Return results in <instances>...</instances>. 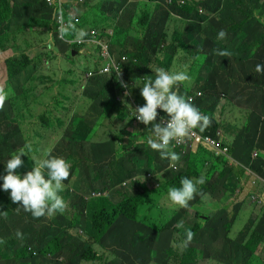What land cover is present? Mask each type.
Wrapping results in <instances>:
<instances>
[{
	"label": "rangeland",
	"instance_id": "rangeland-1",
	"mask_svg": "<svg viewBox=\"0 0 264 264\" xmlns=\"http://www.w3.org/2000/svg\"><path fill=\"white\" fill-rule=\"evenodd\" d=\"M98 1L101 9L68 0L66 5L70 4L71 16L88 9L92 22L120 19L127 31L116 28L115 57L137 55L132 62L141 68L148 65L153 78L157 68L187 71L190 79L178 83L176 90L204 89L206 105L196 107L215 118L229 141L237 140L234 154L246 164L254 152L264 156V142L255 146L248 139L249 132L247 139H240L248 112L264 108V71L257 73L250 64L264 65V0H183V7L171 5L170 0H134L124 13L116 0H85L91 5ZM46 8L43 1L39 5L36 0H0V87L9 93L0 109V175L5 174L1 173L5 171L2 162L25 143H31L32 151L30 157L22 155V165L14 170L20 174L30 171L33 160L43 159L51 149L53 155L70 163V176L61 193L66 207L62 212L33 217L7 193L4 204L0 203V264H108L110 260L114 264L121 254L131 260L145 256V264L153 263L149 254L154 255L155 264H164L165 254L169 264H177L176 251L183 253L179 261L190 263L198 259L201 249L222 256L228 253L227 234H234L233 228H220L222 243L203 245L211 232L200 227L213 220L208 200L225 198L232 223L246 211V205L258 210L264 205V170L255 166L262 161L250 167L258 175L251 171L234 174L217 166L225 161L218 162L215 156L177 150L179 159L165 163L164 169L156 168L154 158L160 155L146 143L150 133L129 121L132 102L135 108L144 102L137 86L142 81L134 87L138 100L130 94L121 112L113 104L110 78H86V68L92 66L87 53L77 50L71 59L69 53L60 57ZM51 11L55 21L56 9ZM145 17H155L147 24L148 30L140 29L144 25L130 29ZM220 29L227 32L223 40L216 38ZM160 39L164 41V65L157 61L163 57L157 54ZM63 44L69 46L70 41ZM221 49L230 54L218 55ZM129 72L133 77L140 75ZM127 127L132 134L125 133ZM248 128L256 131L257 120ZM184 177L194 182L203 178L204 183L197 186L199 194L189 202L190 207L175 205L164 214V193L171 186L179 187ZM221 180L231 182L225 185ZM141 213L145 218L138 217ZM216 220L210 223L215 225ZM164 225H170L167 231ZM185 229L193 232V238L182 252L183 246L170 242L177 239V233L184 240ZM257 247L264 248L262 239Z\"/></svg>",
	"mask_w": 264,
	"mask_h": 264
},
{
	"label": "clouds",
	"instance_id": "clouds-1",
	"mask_svg": "<svg viewBox=\"0 0 264 264\" xmlns=\"http://www.w3.org/2000/svg\"><path fill=\"white\" fill-rule=\"evenodd\" d=\"M68 1V3H70V0ZM74 2H76V4H81L78 3V0ZM67 7L71 8L70 5ZM115 18L116 16L108 21L91 22L87 26L92 28L99 23L105 22L114 25L116 22ZM60 34L65 35L66 29H61ZM87 35V30L80 29L76 33V38L82 40ZM226 36L227 32L224 29H220L216 34L218 40H223ZM73 52L75 51H72V53ZM229 54L230 53L225 50H218V55L220 56H228ZM94 58L95 55L92 56V61ZM255 70L257 73L264 71V65L257 64ZM155 72L154 78L145 79L140 85H137L144 103L142 106H138L135 109L130 106L134 112L129 118L134 116L135 120L133 122L146 127V130L150 133L146 138L147 145L151 149L157 151L161 158H166L168 162L171 163L172 160L175 161L179 159V154L174 152L177 151V149L170 150V145H172L173 141L179 142L181 139L186 138L193 129H198L204 132L203 134L210 136L209 129L212 122L216 120L214 117L201 112L195 105L199 98H206V93L200 90L193 91L192 89L188 90L189 93L186 94L184 92L185 89L178 88L176 90L175 86L178 83L190 79L187 71H168L164 68H157ZM120 83L122 88H128L127 84H124L122 81ZM198 92L201 93L200 96L196 95ZM125 94L128 95L129 93L126 92ZM8 95L9 93L5 88L0 87V109L4 107ZM192 96L195 97L193 102ZM123 101H126L125 95H123ZM157 109L164 113V115L160 116L158 121ZM216 135L218 139H214L212 136L210 137L219 143V151L203 144L196 146L192 145L191 149L186 148L185 150L195 151L198 148L197 146H202L210 151H214L216 154H222V150L225 148V155L227 153V148L223 147L221 142L230 141L221 129L216 131ZM31 151V143H25L23 147L12 153L8 159L2 162L5 171L1 170V173L5 172V174L0 175V181H2L0 182V203L4 204L8 193L13 203L19 202L17 207H22L24 211L31 213L33 217L50 215L53 212H62L66 207V203L61 193L64 190V182L70 176V163L61 156L53 155L51 149H49L48 152L45 153L43 159L38 161L32 159L34 165L30 171L23 174L15 172L14 170L23 163L21 159L22 155L29 156ZM256 154L257 153L254 152L252 157H256ZM261 161L260 165L264 161L263 155ZM251 172L256 174L254 170H251ZM147 175L153 176L150 172ZM203 183V178H197L194 182L193 179L184 177L180 180L179 187L171 186L167 189V197L171 202L180 207H190L189 202L199 194L197 186ZM17 236H21V233L17 232ZM192 238L193 232L189 229H185V247L191 242ZM26 248L29 249V246L27 245Z\"/></svg>",
	"mask_w": 264,
	"mask_h": 264
},
{
	"label": "trees",
	"instance_id": "trees-1",
	"mask_svg": "<svg viewBox=\"0 0 264 264\" xmlns=\"http://www.w3.org/2000/svg\"><path fill=\"white\" fill-rule=\"evenodd\" d=\"M41 1H43V0H36V2L40 5L41 4ZM172 2H173V5L174 6H176L177 7V5H176V2H175V0H172ZM116 3L118 4V6H119V8H123L122 10H123V13L126 11V9L127 8H130V7H126V1L125 0H116ZM81 7H87V8H95V7H100V3L99 2H97L96 4H87L86 2H85V0H84V3H82V4H79ZM157 8H158V5H157ZM184 8H186V7H184ZM100 9H101V7H100ZM46 13H48L50 16H51V21L50 22H52V27H51V35H52V37H53V39H54V41H55V44H56V46H57V48H59V50H60V52H62L64 55L66 54V53H69L70 55H69V58L71 59L72 58V51H77V49H76V45H70L69 44V46H65V44H63L65 41H72L75 37H76V35L74 34V33H72V32H70L69 34H66L65 35V40H61V39H59V36H58V34H57V25H56V23H55V21H53V13H52V11H51V9H48V8H46L45 10H44ZM11 12V11H10ZM88 12H89V10L88 9H86L85 10V12L83 13V14H81V17H82V23H84L85 25H89L90 23H91V19L92 18H90L89 16H88ZM100 12H101V10H100ZM121 16V15H120ZM263 17H264V15H263ZM10 17L8 16L7 17V19H6V21L9 19ZM70 16H67V20H70ZM154 18L155 17H145V18H141L140 20H139V23L138 24H135L134 26L131 24L130 25V29H136L135 27L136 26H138V25H144V26H142L140 29H144V30H148V28H149V26H147V24L148 23H151L153 20H154ZM120 20V19H119ZM119 20L117 21V24H116V27H115V29L117 28V26H120V27H122V29L124 30V31H127L124 27H123V25L121 24V23H119ZM263 28H264V26H263ZM141 33H143V32H141ZM143 34H145V33H143ZM159 38H161V35H160V37ZM162 44H164V41H163V39L161 40L160 39V41L158 42V44H156L157 45V54L158 53H160V55H163V57L162 58H158L157 59V61L158 62H163V65H164V46L161 48V49H159V47L160 46H162ZM63 48L65 49V50H63ZM163 49V50H162ZM126 53H128V52H126ZM124 54V53H123ZM135 58H139L137 55H135V54H132L131 56H130V62L128 63V65L126 66V68L124 67V69H125V71L126 72H129V71H131V72H133V74L134 75H138V74H140V75H138V76H141L140 78H137L138 76H135V77H133L132 79H131V81L133 82V84L131 85V83L130 82H128L127 83V85H128V88L127 89H125V88H122L121 87V83L118 81V78H117V76L116 75H114V81L112 80V78H110L111 79V81H113V89L115 90L114 91V95H113V104H116L117 105V107L119 108L120 107V110H121V112H122V110L125 108V107H122L123 106V102H118L117 101V97L118 96H121V97H123V94H122V92H123V90H127L128 91V96L130 95V94H132L134 97H135V99H136V101L138 100V97H137V95H139V94H137V92L136 91H134V87L137 85V84H139V79L141 80V81H143V80H145V79H148V78H153L149 73H148V71H147V69H149L148 68V65L147 66H145V68H141V66H139V65H137V64H134L132 61L135 59ZM142 61H144V62H149L147 59H141ZM250 64H251V66L252 67H256V63L255 62H250ZM144 70H146V72H144V74L142 75V72L144 71ZM130 73V72H129ZM137 78V81H136V83H135V79ZM125 80H126V82L128 81V76L127 77H125ZM133 92H135L137 95H135ZM184 92L186 93V94H188L189 93V91L188 90H184ZM202 92H204V89H203V91ZM206 95H208V93H206ZM221 95H224V94H221ZM128 96H126V101L128 100ZM139 102V101H138ZM207 101H206V98H199L197 101H196V103H195V105L197 106V105H199V104H203V105H206L205 103H206ZM135 102L133 101L132 102V104H134ZM143 103L144 102H139V104H140V106H142L143 105ZM206 107V106H205ZM119 113H117V115H118ZM130 117V116H129ZM46 117H44L43 119H42V121L44 122V123H47V120L45 119ZM135 120V117L134 116H132L131 118H130V122H133ZM254 120H257V130L256 131H252V130H249V128H248V126H249V123L250 122H253ZM218 129H221L220 127H218L217 126V123H216V121H213L212 122V125H211V127H210V129H209V134H210V136H212L214 139H218V137H217V135H216V131L218 130ZM222 130V129H221ZM250 133L251 134V136L248 138L249 140H251V142L255 145V146H257L259 143H262V142H264V108L263 109H260V110H255V109H252V110H250L249 112H248V119H247V121H246V124H245V130H244V132L242 133V135H241V137H240V139H247V133ZM237 142V140H232V141H230V142H221V145L223 146V147H226L227 148V153L224 155V154H216L214 151H210V150H208V149H206V148H204V147H202V146H197L198 148H197V151H196V153H198L199 151L202 153V154H207V155H210V156H215L216 157V160L218 161V162H220V161H225L224 163H217L216 165L217 166H219V167H223L224 169H225V172L226 171H230V170H233V172H234V174H237L238 172H241V174H242V172L243 171H251L250 169V167H253V166H255V162H257V161H259V160H261V157H262V153H260V152H256L257 154H256V157H258V160L256 159V157H252V159L246 164V163H244L243 162V160H242V158L241 157H237L235 154H234V152H233V145L235 144ZM108 143V142H107ZM106 143V144H107ZM111 143L114 145V140H111ZM229 159H231V161L232 162H230V160ZM154 163H155V167L156 168H161V169H164V164L166 163L167 165H168V159H166V158H161L160 156H156L155 158H154ZM259 165H256L255 167H258ZM236 167H237V169H238V171L236 170ZM236 180H238V178L237 177H235L234 178V181H236ZM221 182L223 183V184H228L229 182H231L230 180H221ZM110 185H112V183H109ZM2 201H3V198H2ZM176 204H172V206L174 207ZM162 206V209L164 208V205H161ZM184 208V207H183ZM170 210H168L167 211V213L169 212ZM166 213V214H167ZM138 217H143V218H145V215H143L142 216V213L141 214H139L138 215ZM137 217V218H138ZM169 226L170 225H164V229H166V228H169ZM172 229H174V226H173V228ZM239 242H242V239H240V241ZM167 253L169 254L170 253V250L168 249L167 250ZM37 254H38V252H37ZM122 256H121V258L120 259H118V260H116L115 261V263L114 264H145V260H146V258H145V256H142V259H139V260H131L130 258H128V255L127 254H121ZM179 256H182V255H178V253H177V251H176V255H174V257H175V259L177 260V264H179ZM36 257V256H35ZM38 257V256H37ZM180 261H182L183 262V260H180ZM113 263V260H110V262L108 263V264H112ZM167 264H169V262L167 263ZM172 264H175V263H172ZM182 264H186L185 262H183Z\"/></svg>",
	"mask_w": 264,
	"mask_h": 264
},
{
	"label": "built area",
	"instance_id": "built-area-1",
	"mask_svg": "<svg viewBox=\"0 0 264 264\" xmlns=\"http://www.w3.org/2000/svg\"><path fill=\"white\" fill-rule=\"evenodd\" d=\"M126 6L128 4H131L134 2V0H125ZM130 1V2H129ZM67 0H43V3L45 6L48 7V9H56L54 20L57 25V34L59 36V39L65 40V35L69 34L70 32L76 33L80 29H85L88 32V35L81 39H77L76 37L70 42V44H74L77 46V50L81 51L82 53H94L95 58L91 63L92 66L87 67V79H95L100 77H110L114 81V75L117 76L119 82H123L124 84H127L128 82L133 84L131 79L133 78V75L129 72H126L124 67L128 65L130 62V59L127 54L119 55L118 57H115L114 55V47H115V27L116 23L112 25L111 23L105 22V23H99L95 27L89 28L87 25L82 23V17L81 16H71L69 10L71 8H68L66 6ZM83 0H78V3H82ZM177 7H183L184 1L183 0H175ZM170 4L173 5L172 0H170ZM67 16H70V20H67ZM66 29V34L61 35L60 30ZM128 59V62H126ZM129 74V75H128ZM128 75V81L126 82L125 77ZM128 92L127 90H123L122 94L125 96V93ZM197 96H200L201 93H196ZM121 96L117 97L118 102H122L123 99H120ZM192 102L194 101L195 97L192 96ZM128 99H130V95L128 96ZM131 107L134 109V104L131 105ZM133 109H129V111H132ZM158 116L157 121L159 120L161 115H164V113L157 109ZM139 122V121H138ZM204 132L199 131L198 129H193L189 135L186 138L181 139L179 142H172V145H170V150H179L184 151L186 148H192L193 146L203 144L206 146H210L211 148L219 151V143L212 139L209 135L203 134ZM222 154L226 152V149L224 148L222 150ZM29 250L32 251L34 255L37 253L29 247Z\"/></svg>",
	"mask_w": 264,
	"mask_h": 264
},
{
	"label": "crops",
	"instance_id": "crops-1",
	"mask_svg": "<svg viewBox=\"0 0 264 264\" xmlns=\"http://www.w3.org/2000/svg\"><path fill=\"white\" fill-rule=\"evenodd\" d=\"M75 0H70V3L73 4ZM100 2V1H98ZM84 3V0L83 2ZM81 3V4H82ZM70 5V4H69ZM68 5V6H69ZM45 10V9H44ZM85 11H83L81 14H83ZM93 18L91 19L92 22ZM164 44H162L163 46ZM63 50H65L63 48ZM57 51V50H56ZM60 55V57L65 56L62 52H60L59 48L57 51ZM55 53V52H54ZM87 55L89 56L88 59H92L91 54L87 52ZM89 86V83L86 85V87ZM84 87V86H83ZM135 109V108H134ZM131 112H134L132 110ZM135 125H138L140 129H146L143 125H140L136 122H132ZM34 128V134H37V129ZM130 128L125 129V133L127 135L132 134V129L128 131ZM257 169L264 170V162L256 167ZM258 175L256 171H254ZM244 181V178L243 180ZM235 182L240 183V179L236 180ZM245 182V181H244ZM243 182V183H244ZM243 196V194H240ZM237 196H234V198ZM236 203H238L236 201ZM235 203V204H236ZM239 203L243 205V201L239 200ZM173 202L169 200L167 197V192L164 193V214L167 213L168 210H171L173 208L172 206ZM253 206V205H252ZM208 207H209V213L213 214V220H216V224L213 225L209 222V224H203L200 228L201 229H208L211 233H209V242L207 244H204L206 247L211 245L213 241L222 243L221 240H223V237L219 234V230L221 227H224L225 230L229 231L231 228H233L235 231L234 234H231V231L229 234H227V238L230 240V250L228 253L225 252V254L222 256L220 253H214L211 250H204L201 249V253L198 255V259L194 263L185 262L186 264H201V262L206 261L209 264H263L264 263V248H258L257 245L261 241V239L264 241V205L260 207L258 210H256L253 206V209L251 205H246L244 208L246 209L245 212H242L239 214L237 221L234 223L231 222L229 212L226 210L228 208V201L225 198H219V199H209L208 200ZM171 208V209H169ZM249 211H252V214L248 217ZM238 220H241L238 222ZM220 222V223H219ZM238 222V223H237ZM176 225V224H175ZM174 225V227H176ZM227 227L229 229H227ZM168 228L164 229V231H167ZM232 237H231V236ZM212 239V241H211ZM235 241H234V240ZM240 239H242V242H239ZM242 243V244H241ZM176 244V245H175ZM170 245H175L179 247L183 246L182 252H184V240L180 239V236L177 233V239L172 240L170 242ZM183 253H179L178 255H182ZM241 256V259H240ZM147 257H149L153 263H157V260L154 258L153 254H149ZM181 259V256H179ZM15 260H21V259H15ZM170 260L169 255L164 254V264H167ZM182 261H179V264L183 263Z\"/></svg>",
	"mask_w": 264,
	"mask_h": 264
},
{
	"label": "water",
	"instance_id": "water-1",
	"mask_svg": "<svg viewBox=\"0 0 264 264\" xmlns=\"http://www.w3.org/2000/svg\"><path fill=\"white\" fill-rule=\"evenodd\" d=\"M75 55H76V53H75V52H73V53H72V56H75Z\"/></svg>",
	"mask_w": 264,
	"mask_h": 264
}]
</instances>
